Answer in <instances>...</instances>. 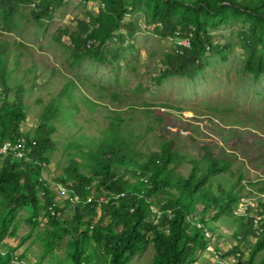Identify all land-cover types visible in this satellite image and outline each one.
<instances>
[{"label": "trees", "instance_id": "16d2710c", "mask_svg": "<svg viewBox=\"0 0 264 264\" xmlns=\"http://www.w3.org/2000/svg\"><path fill=\"white\" fill-rule=\"evenodd\" d=\"M32 1L0 0L4 26L10 29L17 8ZM102 2L100 12L90 16L89 21H80L77 31L70 35L76 61L90 56L99 62L107 61L102 47L120 30L130 5H134L146 8L156 23L155 32L162 38L181 36L189 41V45L182 44L167 56L159 83L172 76L197 77L209 64V51H220L210 28L231 16H242L249 22L242 36L247 51L245 71L256 76L264 73V0ZM56 3L58 0H41L34 17L49 16ZM20 58L19 54L12 56L9 43L0 37V87L10 91V81L18 86L14 98L5 99L0 105V145L23 141L26 151L22 158H16L14 153H0L4 159L0 170V240L5 234L16 236L23 221L36 226L46 210L51 228L47 229L43 242L47 249L53 250L69 236L70 264H127L150 244L156 249L153 264H187L198 250L209 245L206 233L214 229L209 219L214 222L224 218L237 226L240 241L256 239L249 258L241 252L237 264H255L256 255L264 250V184L255 196L258 203L241 212L243 191L254 182L243 183L247 175L237 161L204 142L194 146L199 155L187 150L168 126L160 129L169 133L161 134L159 147L144 150L140 146L143 134L137 133L116 110L97 136L79 131L68 137L64 150L70 160L60 181L81 198V203L89 201V193L93 191L95 198L83 209L102 205L104 219L109 221L92 227L78 209L69 220L71 229L64 226L58 218L52 187L44 180L50 154L58 149L54 134L59 124L79 125L76 116L82 105L96 111L101 103L86 93L76 92L78 82L68 78L50 96L35 130L24 133L21 125L27 119V105L22 81L15 76ZM36 66L27 71L35 72ZM160 105L173 107L167 103ZM151 114L146 117L151 118ZM163 121L161 117H153L149 123L161 125ZM186 164L187 174L179 170ZM52 206L56 214L52 213ZM211 211L212 215L206 219ZM7 254L3 257L0 253V264H14L12 252ZM259 264H264V257Z\"/></svg>", "mask_w": 264, "mask_h": 264}, {"label": "rangeland", "instance_id": "374dc122", "mask_svg": "<svg viewBox=\"0 0 264 264\" xmlns=\"http://www.w3.org/2000/svg\"><path fill=\"white\" fill-rule=\"evenodd\" d=\"M40 1L20 5L10 29L4 26L0 14V37L9 43L12 56L19 54L21 57L15 76L22 81L27 105V119L21 125L23 132L35 130L50 96L55 95L68 78L78 82L76 92L86 93L101 103L96 111L82 105L76 116L79 125L59 124L54 134L58 149L50 154L44 180L52 187L58 218L64 226L71 229L69 220L78 209L92 227L109 221L104 219L102 205L83 209L95 198L93 191L89 193L90 200L81 203V198L60 181L70 160L64 150L68 137L79 131L97 136L102 127H107L113 110L131 123L137 133L143 134L140 146L144 150L157 149L161 134L168 132L160 129L168 126L170 132L177 133L187 150L199 155L194 146L204 142L228 159L237 161L247 175L243 183L254 182L243 191L244 203L239 210L258 203L255 196L264 184V73L256 76L244 69L247 51L242 36L249 27L247 19L231 16L210 28L220 51H209V64L197 77L172 76L159 83L167 56L188 40L181 36L167 39L159 36L155 32L156 23L144 6L130 5L122 27L102 47L107 61L99 62L92 56L76 61L70 35L77 31L80 21H89L90 16L100 12L102 0H58L49 16L36 19L33 12ZM34 64L36 71H27ZM10 87L7 92L0 87L2 102L13 99L17 93L15 82L10 81ZM162 103L173 107H163ZM147 111L152 113L151 118L146 117L150 113ZM153 117H161L164 121L161 125H150ZM3 161L0 158V170ZM179 170L185 174L189 172L187 164ZM61 184L66 193L61 190ZM45 211L36 226L23 221L16 236L5 234L2 237L0 253L3 257L11 251L14 264H70L69 236L53 250L47 249L43 242L47 229L51 228V218ZM211 215L212 211L206 219ZM209 221L214 229L209 231L208 247L198 250L187 264H219L222 258L232 256L235 248L249 258L256 239L240 241L237 226L227 219ZM155 254L156 249L150 244L127 264H153ZM263 257L264 250L256 255L255 264Z\"/></svg>", "mask_w": 264, "mask_h": 264}, {"label": "built area", "instance_id": "2783aa9c", "mask_svg": "<svg viewBox=\"0 0 264 264\" xmlns=\"http://www.w3.org/2000/svg\"><path fill=\"white\" fill-rule=\"evenodd\" d=\"M184 44L185 45H189V41L188 42H184ZM1 100H2V97L0 95V105L2 104ZM0 153H2V154L14 153L16 158H22V157L25 156L26 151H25V148H24L23 141H19V142L6 141V142H4L3 144L0 145ZM60 188H61V190L64 193H66V188L62 184L60 185ZM75 199L78 200L79 197L76 196ZM75 199H73V200H75ZM54 205H56V203ZM241 205L243 207V204H241ZM50 209L52 210L53 214H56L54 206H52ZM240 210H241V212L245 211V209H243V208H241ZM206 234H207L208 237H211L210 232H207ZM241 255H242L241 252H236L232 256H230L229 258H222L219 261V264H237L238 261H239V258L241 257Z\"/></svg>", "mask_w": 264, "mask_h": 264}]
</instances>
